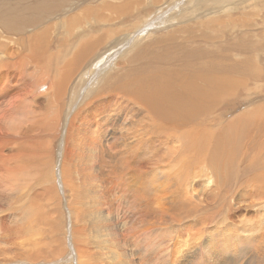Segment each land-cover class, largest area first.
<instances>
[{
	"label": "bare ground",
	"instance_id": "bare-ground-1",
	"mask_svg": "<svg viewBox=\"0 0 264 264\" xmlns=\"http://www.w3.org/2000/svg\"><path fill=\"white\" fill-rule=\"evenodd\" d=\"M234 1L0 0V257L264 264V42L235 26L264 3Z\"/></svg>",
	"mask_w": 264,
	"mask_h": 264
},
{
	"label": "rangeland",
	"instance_id": "rangeland-1",
	"mask_svg": "<svg viewBox=\"0 0 264 264\" xmlns=\"http://www.w3.org/2000/svg\"><path fill=\"white\" fill-rule=\"evenodd\" d=\"M238 1H239V0H238ZM238 1L235 0L234 3H237ZM185 2H186V1H185ZM262 3H264V0H261V1H260V4H262ZM258 4H259V3H258ZM182 5H183V4H181V6H182ZM184 5H185V6H184ZM184 5H183V6H184V8H185L187 4H184ZM237 5H238V4H237ZM240 8H241V7H240ZM175 9H177V8H175ZM240 10H242V8H241ZM240 10H239V11H240ZM246 11H247V10H246ZM237 12H238V11H237ZM237 12H236L235 14H238V13H239V12H238V13H237ZM240 12H242V11H240ZM239 14H240V13H239ZM239 14L237 15V16H239V19H238V18L236 19V24H235V26L237 25L236 27L238 28V26H239L238 24L240 23V25H243V26H244V27L241 26V28H242L243 30H245V29L248 28V29H251V32H252V33H251L250 35H248V36H245V34H246L247 32H246V33H245V32H243V33L241 32V35L243 34V36H240V38H241V37H242V38H243V37H247V38L250 37L252 44H254L255 46H257L259 42H264V35H262V34H264V23H263V22H264V21H263V20H264V11L262 12V14H258V15H259V18H258V17H257V18L260 19V20H258L255 16H251V18H252L251 20H253V21H251V20H250V17H248L247 15H246L247 18H245V17H246L245 15H243L242 18H241V16H240ZM243 17H244L245 20L243 19ZM240 18L243 19V20H240ZM253 18H254V19H253ZM256 19H257V20H256ZM254 20H255V21H254ZM237 21H239V22H237ZM241 21L246 23L245 25L247 26V28H246V26H245L244 24H242ZM250 21H251L252 23H251ZM261 21H262V22H261ZM257 22H258V23H257ZM249 23H250V24H253L254 26H253V25H252L253 27H252L251 25L249 26V25H248ZM255 23H256V26H255ZM249 27H250V28H249ZM251 27H252V28H251ZM255 27H256V28H261L262 31H261L260 29H256ZM241 28H240V30L243 31ZM244 28H245V29H244ZM248 29H247V30H248ZM253 29H254V30H253ZM256 31H257V32H256ZM258 31H259L260 33H259ZM261 32H263V33H261ZM253 33H255V34H253ZM257 33H259L260 35L257 34ZM256 34H257V35H256ZM239 35H240V34H239ZM239 35H238V36H239ZM254 36H255V37L259 36L260 39H259L258 37L255 38ZM261 39H263V40L261 41ZM256 40H257V41L260 40V41L257 42ZM253 41H254V43H253ZM255 42L257 43V45H256ZM255 48H256V47H255ZM258 53H259V54H258ZM257 55H258V59L261 61V62H260V61L258 60V61H259V62H258V65H260V68H259L258 65H257V66H258V68L261 69V71L263 72V71H264V67H263V66H264V64H263V63H264V53H263L262 50H259V48H258V51H257ZM261 58H263V59H261ZM262 62H263V63H262ZM256 64H257V63H256ZM262 64H263V65H262ZM257 66H256V67H257ZM262 83H264V79L261 80V82L258 81L255 85H256V86L258 85V86H260V87L263 88L264 85H263ZM249 84H250V87L254 86V82H253V84H251V83H249ZM251 85H252V86H251ZM263 95H264V94H263ZM29 230L32 231L33 229H32V228H31V229L28 228V231H29ZM18 234H19V233H18ZM24 237H26V236L19 237L21 240L18 238V240L12 242V244H13V248H14V253H16L15 259H14L13 261L9 262V261H8L9 257H0V264H25V263L27 264V261H26V260H28V258H29V255H27V253H28L27 251L29 250V247H28V246H30L31 243H33V241L30 243L28 240H26L27 238L25 239ZM34 237H36V236H33V237H32L33 240H34ZM32 239H31V240H32ZM35 239H36V238H35ZM22 241H23V242H22ZM21 242H22V243H21ZM25 242H26V243H25ZM45 242H46L47 245H48V244H51V239H49V238H45ZM21 244H22V245H21ZM56 244H58V243H56ZM52 245L54 246L55 243H52ZM48 248H49V247H48ZM54 248H55V246H54ZM26 249H27V250H26ZM50 249H52V248H50ZM66 249H67V252H68V253H71V246H70V244H67ZM48 250H49V249L44 248V251H48ZM26 255H27V256H26ZM27 257H28V258H27ZM68 257H69V256H66L65 258L67 259ZM56 258H57V257H55V258L49 257V258H47L46 260H44V262H37V263H33V262H32V263H33V264H59L60 260H59L58 258H57V259H56ZM55 262H56V263H55ZM68 264H69V263H68Z\"/></svg>",
	"mask_w": 264,
	"mask_h": 264
}]
</instances>
